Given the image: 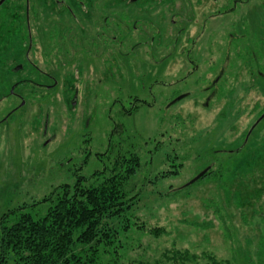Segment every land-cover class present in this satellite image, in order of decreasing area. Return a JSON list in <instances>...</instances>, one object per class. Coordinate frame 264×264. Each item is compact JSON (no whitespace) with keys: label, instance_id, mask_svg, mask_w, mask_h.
<instances>
[{"label":"rangeland","instance_id":"obj_1","mask_svg":"<svg viewBox=\"0 0 264 264\" xmlns=\"http://www.w3.org/2000/svg\"><path fill=\"white\" fill-rule=\"evenodd\" d=\"M55 1L30 2L29 10L16 6L14 0L0 6V91L4 92L0 94V220L23 202L41 200L63 185L74 187L78 177L84 179L82 187H96L109 174L117 151H136L143 142L152 151L160 144L144 166L145 175L160 173L167 178L145 187L149 195L133 208L130 221L163 228L167 234L156 238L129 233L128 242L140 239L144 251L124 252L123 258L152 264L159 252L174 246L210 253L223 264H264V125L241 145L258 98L238 87V113L230 116L227 111L224 119L218 115L222 104L216 100L212 108L203 107V97L196 92L175 102L188 90L186 50L198 53L205 38L204 44L215 43L213 49L221 54L229 42L223 39L227 32L212 35L209 41L202 28L191 36L196 38V48L186 49L181 43V48L172 49V18L164 6L58 0L60 7ZM17 10L20 15L13 12ZM27 16L31 31L24 26ZM103 17L105 31H99L107 33L104 38L94 29ZM215 18L210 26L216 29L219 23L232 25L230 16ZM174 20L178 26V19ZM193 61L194 73L200 76L214 68L206 58L195 56ZM18 63L23 64V70L18 66L21 73L15 71ZM29 63L50 77L40 75ZM32 78L45 86L57 83L41 89L45 100L41 107L26 99L19 106L23 97L7 99L10 85L22 81L21 90L15 92L25 94V81ZM134 97L150 106L139 105L131 116L120 118L121 105L128 108ZM236 149L240 153L230 155ZM166 153L171 156L164 157ZM173 164L178 166L175 176L169 173ZM207 167L211 168L207 179L186 186ZM48 206L49 202L41 203L39 213ZM184 221L207 222L212 227L199 229ZM7 264H12L11 259ZM196 264L209 263L198 260Z\"/></svg>","mask_w":264,"mask_h":264},{"label":"trees","instance_id":"obj_2","mask_svg":"<svg viewBox=\"0 0 264 264\" xmlns=\"http://www.w3.org/2000/svg\"><path fill=\"white\" fill-rule=\"evenodd\" d=\"M105 20L106 17H103L102 21L97 23V27L104 25ZM29 23L30 21L24 23V26L27 27ZM35 25L40 27L41 22ZM47 66L56 68V65ZM29 67L37 70L35 66ZM33 83L25 81L23 103L26 100H34L41 107L42 101L45 100L34 94L31 88ZM17 90L20 91V87ZM15 99L19 101L20 98ZM74 101L75 99H72L71 103ZM51 103L54 101L52 100L49 105ZM146 103L134 97L128 108L121 105L119 117L131 116L139 105L150 106ZM145 146L146 143L143 142L136 151L124 153L117 151L109 174L96 187H82L80 181L84 179L78 177L74 187L63 185L41 200L30 204L23 202L8 210L0 220V264H7L8 259H11L12 264H145L144 261L135 258L124 259L122 254L132 250H136L137 253L144 251L139 243L140 239L136 238L138 243L135 244L128 242V235L133 231L136 235L148 234L156 238L167 234L163 228H147L141 221L138 223L130 221V217H133L131 214L133 208L149 195L146 194L145 187H154L158 181L167 178L166 174L160 173L145 175L144 166L150 164L149 160L159 151L160 144L155 145L152 151H147ZM240 151L236 149L230 155H237ZM168 156L171 155L166 153L164 157ZM172 166L174 170L169 173L175 176L178 166L174 164ZM207 168L205 175L195 183L207 179L211 174L209 173L211 168ZM157 193L162 195L160 191L154 192L156 195ZM176 193L178 192L172 193L173 197L177 196ZM256 200H260V197ZM43 202H49V206L40 214L39 209ZM216 213L220 215L217 210ZM184 223L199 229L212 227L207 222L184 221ZM224 234L229 238L226 231ZM198 260H206L209 264H223L216 261L210 253H192L188 249L174 246L159 252L152 264H196ZM225 263L227 264L226 261Z\"/></svg>","mask_w":264,"mask_h":264},{"label":"flooded vegetation","instance_id":"obj_3","mask_svg":"<svg viewBox=\"0 0 264 264\" xmlns=\"http://www.w3.org/2000/svg\"><path fill=\"white\" fill-rule=\"evenodd\" d=\"M2 0H0L1 2ZM7 0L1 2L0 6L3 5ZM120 2H128L129 4H142L148 3L154 5V7L164 6L169 10V17L172 18L170 22L171 28V48H181L180 44L188 48V45H192L196 48V43L193 41L191 36L196 32H199L202 28L206 31L205 35L209 36V41L212 40V35L223 36V39H228L229 42L225 43L226 47L221 54L218 53V48L213 49L215 43L208 46L207 43L203 42L199 46L198 53L194 51L186 50L187 52L183 56V61L186 65H189V70L185 73L184 79L188 80L186 86L188 90L183 93L182 99L191 97L196 92L198 97H203L201 105L203 107L212 108V103L217 100L218 104H222L223 107L219 108V114L221 118H225L227 111L228 115L233 116L237 113L238 108L236 107V90L239 87L243 92H250L253 96L258 98L254 102L250 109V114L254 117L252 123L247 128L244 137L241 139V145L248 142L250 137L254 138L255 131L264 125V0H118ZM15 5L18 7H24L29 10L30 2H36V0H14ZM58 6L62 5L58 0L55 1ZM147 7L146 4H142L141 7ZM144 7V8H145ZM61 9V8H60ZM36 10H34L35 12ZM20 15L21 11H13ZM37 12V11H36ZM124 15H127L124 12ZM216 16L224 17L230 16L232 25L230 27L221 26H210L211 20ZM196 17V20H195ZM29 22V17H26ZM100 18V17H99ZM98 18V22L99 19ZM174 18H177L179 23L178 26ZM200 18L201 20H198ZM216 19V18H215ZM93 20V19H92ZM26 21V20H25ZM220 21L219 19L216 21ZM96 22V21H95ZM102 27V28H101ZM224 27V28H223ZM24 33H25V27ZM95 31L98 32V36L103 38L107 35L103 34L105 26L94 27ZM100 29L104 30L102 33ZM132 29L136 30L135 26ZM31 31L30 27H26V31ZM94 33V32H93ZM176 33V36L174 35ZM176 37L173 38V37ZM181 40L178 42V38ZM88 38V36L86 37ZM206 39V40H208ZM72 40V39H71ZM71 40L66 41V44H70ZM78 40V39H77ZM102 44V43H101ZM103 45V44H102ZM228 46V47H227ZM206 58L207 62H214V68L206 69L204 75L195 74L196 65L194 64V57ZM197 59V58H196ZM35 66L33 63L29 65ZM22 63L15 65V68L23 70ZM211 65V64H210ZM227 66V69H226ZM218 68V71L215 69ZM229 68V74L226 73ZM226 69V71H225ZM14 70V69H13ZM10 70V73L13 72ZM18 71V70H17ZM41 75V70H37ZM50 74L42 73V76L49 78ZM196 77V78H194ZM194 78V79H192ZM35 79V78H34ZM32 78V81L34 80ZM27 81H29L27 79ZM22 81H18L14 85H10L8 93L6 94L7 99H14L22 97V94L15 93V90L22 86ZM32 90L34 94L41 97V89L53 88L57 85L45 86L41 82L36 83L33 81ZM240 82V83H239ZM4 93L2 90L0 94ZM197 98V97H196ZM261 99V101H259ZM195 102V98L193 99ZM75 104V101L72 102ZM20 104H23L21 101ZM230 110V111H229ZM11 114V112L9 113ZM12 115V114H11ZM9 115L6 119H8ZM254 140V139H253ZM260 141L258 140L257 143Z\"/></svg>","mask_w":264,"mask_h":264},{"label":"water","instance_id":"obj_4","mask_svg":"<svg viewBox=\"0 0 264 264\" xmlns=\"http://www.w3.org/2000/svg\"><path fill=\"white\" fill-rule=\"evenodd\" d=\"M3 1H4V0H2L1 2H3ZM1 2H0V4H1ZM19 68H20V67H19ZM17 70H18V68L15 69V71H17ZM181 99H182V96L177 97V98L175 99V102H176V101H179V100H181ZM207 170H208V168H206V169H204L203 171H201L200 173H198L193 179H191V180L186 184V186H189V185L195 183L196 181H198L200 178H202V177L205 175V173L207 172Z\"/></svg>","mask_w":264,"mask_h":264}]
</instances>
